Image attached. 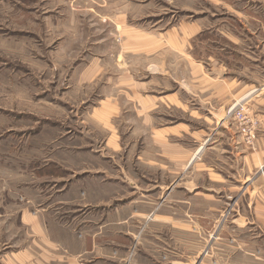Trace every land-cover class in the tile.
Here are the masks:
<instances>
[{
    "label": "crops",
    "instance_id": "0c3cea01",
    "mask_svg": "<svg viewBox=\"0 0 264 264\" xmlns=\"http://www.w3.org/2000/svg\"><path fill=\"white\" fill-rule=\"evenodd\" d=\"M217 1L229 19L198 27L199 57L176 51L184 59L173 77L152 65L143 95L121 73L136 102L110 98L94 111L107 125L131 112V137L149 143L137 157L146 176L101 161L62 193L7 190L17 198L0 200V264H264V0ZM243 101L258 121L252 146L226 118ZM169 110L180 117L168 121Z\"/></svg>",
    "mask_w": 264,
    "mask_h": 264
},
{
    "label": "rangeland",
    "instance_id": "374dc122",
    "mask_svg": "<svg viewBox=\"0 0 264 264\" xmlns=\"http://www.w3.org/2000/svg\"><path fill=\"white\" fill-rule=\"evenodd\" d=\"M226 5L217 0H0L2 205L17 198L8 195L10 189H42L47 197L62 193L65 182L105 165L101 161L107 166L117 160L128 172L146 176V160L137 157L149 143L143 128L141 138L131 137V112L107 125L94 111L110 98L121 106L136 102L132 84L120 85L121 73L141 82L140 95L147 93L141 86L152 65L177 76L184 57L176 51L186 48L190 62L199 57L204 50L193 40L195 31L226 22ZM238 104L248 109L246 101ZM164 114L168 121L180 117L177 110ZM231 114L226 118L239 134ZM116 130L118 138L109 143ZM44 168L61 176L41 175ZM3 227L0 222V245Z\"/></svg>",
    "mask_w": 264,
    "mask_h": 264
},
{
    "label": "built area",
    "instance_id": "2783aa9c",
    "mask_svg": "<svg viewBox=\"0 0 264 264\" xmlns=\"http://www.w3.org/2000/svg\"><path fill=\"white\" fill-rule=\"evenodd\" d=\"M239 105V108L237 107ZM229 112H232V118L238 127L239 134L243 139V142L247 145H252L257 138L258 121L249 113V109H246L244 105L236 104ZM262 169V168H261ZM227 210L225 214H228Z\"/></svg>",
    "mask_w": 264,
    "mask_h": 264
}]
</instances>
